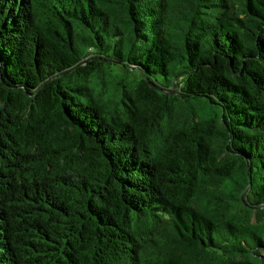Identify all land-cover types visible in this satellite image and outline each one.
<instances>
[{
    "label": "trees",
    "instance_id": "1",
    "mask_svg": "<svg viewBox=\"0 0 264 264\" xmlns=\"http://www.w3.org/2000/svg\"><path fill=\"white\" fill-rule=\"evenodd\" d=\"M0 264H264V0H0Z\"/></svg>",
    "mask_w": 264,
    "mask_h": 264
}]
</instances>
